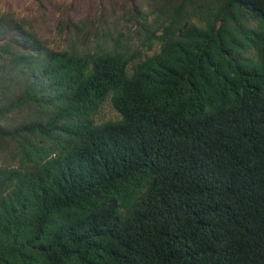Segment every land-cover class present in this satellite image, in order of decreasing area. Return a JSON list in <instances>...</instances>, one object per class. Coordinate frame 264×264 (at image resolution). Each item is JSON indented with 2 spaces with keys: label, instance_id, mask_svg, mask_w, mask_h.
<instances>
[{
  "label": "trees",
  "instance_id": "1",
  "mask_svg": "<svg viewBox=\"0 0 264 264\" xmlns=\"http://www.w3.org/2000/svg\"><path fill=\"white\" fill-rule=\"evenodd\" d=\"M34 1L0 9V264H264V0H71L53 42Z\"/></svg>",
  "mask_w": 264,
  "mask_h": 264
},
{
  "label": "rangeland",
  "instance_id": "2",
  "mask_svg": "<svg viewBox=\"0 0 264 264\" xmlns=\"http://www.w3.org/2000/svg\"><path fill=\"white\" fill-rule=\"evenodd\" d=\"M71 0H56V5L53 7V11L51 13L52 21H50V24L48 26L43 25L42 26V33H44L51 42L54 41L55 34L53 31L52 25L54 24L55 20L61 16L62 12H65L64 10H61L62 8L66 9L67 5L70 3ZM64 2L65 5H61V3ZM10 7L11 9L15 10L18 14L21 13L22 16L27 17V19L40 30L41 24H40V18L38 17V6L35 5L34 0H0V9ZM34 25V26H35ZM128 41V47L134 48V39L133 37H129L127 39ZM158 50V46L154 44L152 46V49L150 51H146L143 49L144 55H151L154 52ZM118 119V114L108 105L105 104L99 113L96 116V121L98 123L116 120Z\"/></svg>",
  "mask_w": 264,
  "mask_h": 264
}]
</instances>
